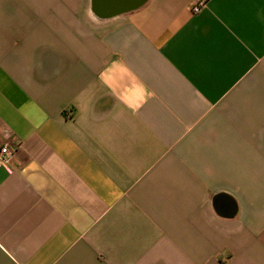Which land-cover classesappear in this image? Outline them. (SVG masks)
Masks as SVG:
<instances>
[{
	"label": "crops",
	"instance_id": "obj_1",
	"mask_svg": "<svg viewBox=\"0 0 264 264\" xmlns=\"http://www.w3.org/2000/svg\"><path fill=\"white\" fill-rule=\"evenodd\" d=\"M92 1L0 0V264H264V0Z\"/></svg>",
	"mask_w": 264,
	"mask_h": 264
},
{
	"label": "built area",
	"instance_id": "obj_2",
	"mask_svg": "<svg viewBox=\"0 0 264 264\" xmlns=\"http://www.w3.org/2000/svg\"><path fill=\"white\" fill-rule=\"evenodd\" d=\"M205 0H199L192 6L193 12H198L200 8L203 6ZM14 150L10 149V147L3 143L0 145V167H6L9 165L11 158L13 157Z\"/></svg>",
	"mask_w": 264,
	"mask_h": 264
},
{
	"label": "water",
	"instance_id": "obj_3",
	"mask_svg": "<svg viewBox=\"0 0 264 264\" xmlns=\"http://www.w3.org/2000/svg\"><path fill=\"white\" fill-rule=\"evenodd\" d=\"M146 0H129V1H125L123 3L125 4H128V6L123 9V10H131V9H135V8H138L139 6H141ZM93 5L96 7L99 5V0H93ZM96 10V8H95ZM97 18L99 19H107V18H110V16L108 15H100V14H97Z\"/></svg>",
	"mask_w": 264,
	"mask_h": 264
}]
</instances>
